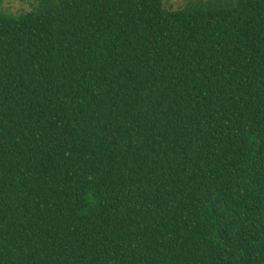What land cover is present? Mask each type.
Here are the masks:
<instances>
[{
  "label": "trees",
  "instance_id": "obj_1",
  "mask_svg": "<svg viewBox=\"0 0 264 264\" xmlns=\"http://www.w3.org/2000/svg\"><path fill=\"white\" fill-rule=\"evenodd\" d=\"M17 1L0 264H264V0Z\"/></svg>",
  "mask_w": 264,
  "mask_h": 264
},
{
  "label": "rangeland",
  "instance_id": "obj_2",
  "mask_svg": "<svg viewBox=\"0 0 264 264\" xmlns=\"http://www.w3.org/2000/svg\"><path fill=\"white\" fill-rule=\"evenodd\" d=\"M188 0H166V7L170 10L180 9ZM34 1L26 3L17 0L3 1L0 9L8 14L19 15L33 10Z\"/></svg>",
  "mask_w": 264,
  "mask_h": 264
}]
</instances>
